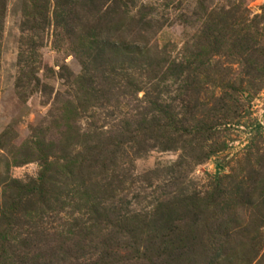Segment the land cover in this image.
Here are the masks:
<instances>
[{
    "label": "rangeland",
    "instance_id": "obj_1",
    "mask_svg": "<svg viewBox=\"0 0 264 264\" xmlns=\"http://www.w3.org/2000/svg\"><path fill=\"white\" fill-rule=\"evenodd\" d=\"M0 264H264V0H0Z\"/></svg>",
    "mask_w": 264,
    "mask_h": 264
},
{
    "label": "trees",
    "instance_id": "obj_2",
    "mask_svg": "<svg viewBox=\"0 0 264 264\" xmlns=\"http://www.w3.org/2000/svg\"><path fill=\"white\" fill-rule=\"evenodd\" d=\"M2 248H4V247H2Z\"/></svg>",
    "mask_w": 264,
    "mask_h": 264
}]
</instances>
